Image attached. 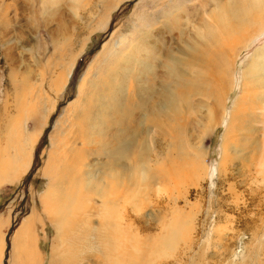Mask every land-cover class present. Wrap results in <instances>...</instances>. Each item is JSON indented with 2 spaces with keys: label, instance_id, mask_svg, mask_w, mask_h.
Here are the masks:
<instances>
[{
  "label": "rangeland",
  "instance_id": "rangeland-1",
  "mask_svg": "<svg viewBox=\"0 0 264 264\" xmlns=\"http://www.w3.org/2000/svg\"><path fill=\"white\" fill-rule=\"evenodd\" d=\"M114 1L0 0V166L10 161L5 171L22 164L15 178L0 183L4 264L18 246L17 227L33 218V264H61L71 248L69 264H264V73H254L264 70V56L246 73L264 47V32L251 21L253 13L248 28L241 31L237 22L231 42L241 39L244 46L219 66L214 53L218 44L227 52L229 42L209 14L221 4ZM143 39L157 44L163 75L170 54L180 60L179 75L195 84L178 109L162 101L166 137L145 106L128 117L142 120L114 155V136L122 128L109 125L115 102L103 91L115 87L124 110L137 103L129 73L140 67L122 72V84L113 69L120 70L118 58ZM145 74L156 82L154 72ZM81 82L84 88L92 84L94 96L85 91L78 97ZM89 97L104 100L106 113L84 124L79 111ZM50 154L60 167L49 196L53 216L42 204Z\"/></svg>",
  "mask_w": 264,
  "mask_h": 264
},
{
  "label": "bare ground",
  "instance_id": "bare-ground-1",
  "mask_svg": "<svg viewBox=\"0 0 264 264\" xmlns=\"http://www.w3.org/2000/svg\"><path fill=\"white\" fill-rule=\"evenodd\" d=\"M114 2H117L116 0ZM119 2V1H118ZM121 2V1H120ZM119 2V3H120ZM221 4V8L218 12L215 13H210L209 16L210 18H212V20L215 22V24L219 25V30L222 33V30L224 29V33L222 36L226 37L228 48L229 50L226 52V50L221 49V47H219L218 44V48L216 49L214 55L217 57L218 59V63L219 66H221L220 64L223 63V65L225 63H227L228 58H233L234 54L236 53L237 50H240L244 45H242L241 39L239 40H234L231 42L232 39V35L235 32L234 31V26H237L239 23V27L241 28V31L243 29V27H249L252 25V22L255 24H258V28H260L259 31L264 32L262 30H264V0H206V8L209 6H213V4ZM109 5V4H108ZM108 7V6H107ZM110 7V6H109ZM106 8V7H105ZM178 12H176L177 15ZM251 13H253V20H249V17L251 16ZM177 17V16H176ZM175 17V18H176ZM252 19V18H250ZM238 22V23H237ZM237 23V24H236ZM254 30V29H253ZM261 33H257V34H261ZM144 34V33H143ZM150 38L147 34H144L145 39H147V37ZM252 36V35H251ZM250 36V38H251ZM210 38V40L218 42L217 41V37L214 36H207ZM255 37V36H254ZM254 37H252L251 39H253ZM257 37V36H256ZM145 39L142 40L141 43H138L137 45H133L134 48L127 54V56L122 57V59L120 60L118 58V62L121 63V69L118 70L113 69V74L116 73V77L114 76L113 78H119L118 84H122L123 80L125 79V77L121 76L122 72H128L132 69L133 67L139 66L140 70L136 73L130 74L129 75L131 77V83L133 86V91H132V97L135 96L136 98H138V101L136 104H134V102H132V106L129 105V107L127 109H123L122 105H120V108L118 106V104H116V98H115V94H117L116 92H113V90L115 89V87H113L112 85H109L107 87V89L103 92H105L104 94L108 95L109 98L111 97V101L112 103L115 102L114 106L112 109H109L110 113H111V121L109 122V125H113L114 123L119 124V127L121 126L122 131H119L118 133L115 134L114 136V140L116 141L115 144V148L113 150V154L115 155L119 150L123 151V149L127 146L129 140L131 139V126L136 124V121L140 123V121L142 120H136L133 118L132 121L128 122V117L132 116L134 114V112L137 113L138 110L140 109H144L145 106H149V117L151 119V122H153L161 131L160 136L162 137H166V132L168 131L166 128H164V124L161 123L159 121V117L161 116L162 113V108H161V103L162 101H166L168 104H170L171 106H174L175 109H178V103L179 101H183L185 94L189 91V87L192 88V86L195 84V81H190V79L184 78L182 76L179 75L178 69H179V63L180 60L178 58L173 57L170 54H167L165 56V65H164V75L162 74V72H160L157 69V66L160 62V58L158 57L157 53V44L153 43L150 44V41L148 39V41H145ZM205 40H206V33H205ZM225 40V39H224ZM225 40V41H226ZM124 41V40H122ZM141 41V40H140ZM139 41V42H140ZM224 41V42H225ZM156 42V41H154ZM220 42V41H219ZM248 42V41H247ZM121 43V42H120ZM221 43V42H220ZM249 43V42H248ZM119 44V43H118ZM118 44L116 45V47H118ZM138 47V48H137ZM116 49V48H115ZM119 49V48H118ZM117 49V50H118ZM129 49V48H128ZM131 49V48H130ZM159 49V48H158ZM233 50V51H232ZM235 51V52H234ZM77 55V54H76ZM107 55V54H106ZM264 56V47L261 49H258L255 52V55L253 56L254 59L251 62V66L246 70V73H248L249 71L252 70V68H254V66L256 65L257 62L261 61L262 58ZM107 57V56H106ZM110 58H113L112 56ZM121 58V57H120ZM108 59V58H107ZM105 62V61H104ZM164 62V61H163ZM225 62V63H224ZM59 63V62H58ZM108 63V62H107ZM119 65V64H118ZM162 65V64H161ZM123 66V67H122ZM125 66V67H124ZM138 67V69H139ZM260 67H262L264 69V62L260 64ZM154 69V70H152ZM158 70V71H157ZM146 71H152L155 73V76H157V80L156 82L154 81L153 78H149L145 72ZM259 71L261 73H264V70H256L254 73L256 76H258ZM70 74H68L67 76L69 77ZM128 75V76H129ZM143 75L145 76L146 82H148V84H144L145 83V79H143ZM141 76V77H140ZM152 76V75H151ZM112 78V79H113ZM57 81V80H56ZM92 81V79L90 80ZM94 82V81H93ZM87 83V82H86ZM147 85V86H146ZM94 86V84H93ZM92 84L88 83L87 87L84 88L83 86V82H81V85L78 87V97L82 98L83 94H85V91H88L89 94H91V96H94V93H91L92 90L91 89ZM159 87V88H158ZM93 88V87H92ZM100 90V86L98 87ZM158 88V90L156 89ZM222 88V87H221ZM220 88V90H221ZM99 90V91H100ZM102 92V91H100ZM145 92V94L143 93ZM111 93V95H110ZM103 94V95H104ZM88 96V95H87ZM86 96V97H87ZM100 98V97H98ZM141 98V99H140ZM152 98H154L153 101ZM180 99V100H175V99ZM85 100V99H83ZM88 100V105L82 109H80L79 112L82 113L83 119L82 122L84 124H87V122H90V118H92V115L95 117L96 119L100 118L99 114H105V108L106 106L103 104L105 101L102 100L103 102L98 103L96 102V100H92L90 97ZM120 101V100H119ZM136 101V100H135ZM240 101V100H239ZM239 101L237 102V104L235 103L234 107L232 106V110H231V115H230V120H229V126L231 127V120L233 119L234 115L236 112V108H238L239 106ZM242 101V100H241ZM236 102V101H235ZM243 102V101H242ZM96 106H95V104ZM119 103V102H118ZM166 103V104H167ZM120 104V103H119ZM76 105V104H75ZM128 106V105H127ZM122 107V108H121ZM144 107V108H143ZM245 107V106H244ZM74 109V108H73ZM241 109V106L240 108ZM93 110L96 112L93 113ZM239 113V112H238ZM245 114V112H243ZM241 113V116L242 114ZM80 114V113H79ZM107 115V114H106ZM109 115V114H108ZM105 116V115H104ZM103 118V117H102ZM114 119V120H113ZM240 119V118H239ZM106 120V118H105ZM237 120V119H236ZM149 121V120H148ZM81 122V123H82ZM101 121H99L100 123ZM128 122V123H127ZM235 122V120H234ZM82 123V124H83ZM95 124V123H93ZM92 124V125H93ZM96 125V124H95ZM98 125V124H97ZM115 125V124H114ZM229 126H227L229 128ZM236 126V125H235ZM82 127V126H81ZM83 128V127H82ZM228 128L225 132V134L223 135L224 140L227 138L228 134ZM81 129V128H80ZM231 129V128H230ZM232 130V129H231ZM230 130V131H231ZM82 131V130H81ZM85 132V130H84ZM164 135V136H163ZM224 142V141H223ZM226 143V142H225ZM224 143V145L222 146H226V144ZM126 145V146H125ZM125 146V147H123ZM123 147V148H122ZM178 149V148H177ZM181 150V149H180ZM226 150V149H225ZM120 151V152H121ZM227 151V150H226ZM226 153V152H225ZM55 154V153H54ZM222 160V159H221ZM54 158H53V154H50V159H48L47 163H46V168L44 169L43 173L45 174V176L48 178V190L46 193V196L42 199V204L44 205V211L49 214V216H53V210L55 209V204L54 201L51 202L49 198V196L52 194L53 192V187H55L56 181L59 182V180H57L59 177L58 175L60 174V167L58 165H55V163L53 162ZM223 161H226V158L224 160H222L221 163H223ZM62 162V161H61ZM10 161H6L3 166H0V183H4L5 180H9V179H13L15 178V176L21 171V166L22 164L17 163L15 168L14 167H10L8 170L2 171V167H4L5 165L9 164ZM222 165V164H221ZM225 165V164H224ZM219 166V165H218ZM224 167V166H223ZM222 167V169H223ZM219 168V167H218ZM218 170V169H217ZM58 177V178H57ZM61 178V177H60ZM117 179V178H116ZM57 209V208H56ZM56 213V212H55ZM59 216V215H58ZM54 219V220H53ZM57 219V218H56ZM52 222H55V218L52 217ZM116 226V225H115ZM118 227V226H117ZM116 227V228H117ZM25 229H23L24 231L26 230V228H28V224L26 226H24ZM104 230V228L102 229ZM110 230V229H109ZM108 230V231H109ZM23 231V232H24ZM106 231V230H105ZM22 232V233H23ZM110 232V231H109ZM17 231V236L15 238V244H18V246H23L24 249V254L25 257L24 259L27 262L31 263V260L34 259V257H32V254L34 256V252L31 254L28 250H26L27 248L25 247V239H26V234L27 231H25L23 234ZM106 233V232H105ZM111 233V232H110ZM112 233H114L112 231ZM119 233V232H118ZM22 234V235H21ZM102 234V233H101ZM104 234V233H103ZM99 235V234H98ZM107 235V234H106ZM114 235L110 236L111 238H113ZM104 236H102L103 238ZM133 237V236H132ZM97 238H99L97 236ZM96 238V239H97ZM105 238V237H104ZM101 239V238H100ZM115 239H118L115 237ZM133 239V238H132ZM135 239V238H134ZM110 240V239H109ZM114 240V239H113ZM120 240V239H118ZM146 240V239H145ZM165 240V239H164ZM100 241V240H99ZM115 241V240H114ZM113 241V242H114ZM124 241V239H123ZM147 241V240H146ZM158 241V239H157ZM163 241V240H162ZM81 242V241H80ZM105 242V241H104ZM111 242V241H109ZM108 242V243H109ZM119 242V241H118ZM130 242V241H129ZM134 242V241H133ZM150 242V241H149ZM148 242V243H149ZM161 242V241H160ZM88 243V242H87ZM95 243V240H94ZM103 243V242H102ZM107 243V244H108ZM115 243V242H114ZM120 243V242H119ZM127 243V242H126ZM125 243V244H126ZM135 243V242H134ZM142 243V242H141ZM116 244V243H115ZM118 244V243H117ZM122 244V243H121ZM136 244V243H135ZM165 244V243H164ZM90 245V244H89ZM88 245V246H89ZM93 245V244H92ZM99 245V244H98ZM120 245V244H119ZM123 245V244H122ZM128 245V244H127ZM147 245V242H146ZM86 246V245H85ZM87 246V247H88ZM100 246V245H99ZM98 246V248H99ZM109 246V245H107ZM118 246V245H117ZM129 246V245H128ZM133 246V244H132ZM131 246V247H132ZM135 246V245H134ZM149 246V245H148ZM161 246V245H160ZM18 247V248H20ZM74 247V246H73ZM101 247V246H100ZM104 247V246H103ZM121 247V246H120ZM145 247V246H144ZM71 248V247H70ZM82 248V247H80ZM106 248V247H105ZM113 248V247H112ZM142 248V247H140ZM146 248V247H145ZM150 248V247H149ZM72 249V248H71ZM68 249L66 251H64L65 256H69L70 254H72L75 250H71ZM91 249V248H90ZM102 249V248H101ZM104 249V248H103ZM109 249V248H108ZM118 251V248H116ZM131 248H129L130 250ZM135 249V248H134ZM80 250V249H79ZM107 250V249H106ZM127 250V249H126ZM150 250V249H149ZM153 250V249H152ZM98 252V251H97ZM109 252V251H108ZM115 252V251H114ZM112 252V253H114ZM124 252V251H122ZM30 253V254H28ZM94 253V252H93ZM101 253V251H100ZM127 254V253H126ZM149 254V253H148ZM109 255V254H108ZM121 255V254H119ZM63 256L62 257V263L61 264H69V261L67 260V258ZM130 256V255H129ZM109 257V256H108ZM113 257V256H112ZM147 257V256H146ZM116 258V256L114 257ZM118 259V258H117ZM101 260V259H99ZM104 260V259H103ZM109 260V259H108ZM122 260L123 262H125L124 260H126V258L124 259V257L122 256ZM129 260V259H128ZM110 261V260H109ZM29 263V264H30ZM131 263V262H130ZM28 264V263H27ZM32 264V263H31ZM72 264V263H70ZM96 264H101V262H97ZM107 264V263H105Z\"/></svg>",
  "mask_w": 264,
  "mask_h": 264
},
{
  "label": "crops",
  "instance_id": "crops-1",
  "mask_svg": "<svg viewBox=\"0 0 264 264\" xmlns=\"http://www.w3.org/2000/svg\"><path fill=\"white\" fill-rule=\"evenodd\" d=\"M26 221V220H25ZM25 221H23L18 227H17V229H16V231L14 232V236L13 237H15L17 234V231L19 232V234L20 233H22L24 230L23 229H25L24 228V226L27 224ZM24 223H26V224H24ZM33 224H34V218H33V220H31V221H29V223H28V228H26V230L25 231H27V234H26V237H27V239H28V241H27V244H28V242H30V241H32V246H33V248H30V250L28 249V247H27V244H26V247H27V249L26 250H29L30 252L31 251H33L35 254V257H34V259H32L31 260V263L33 264L36 260H37V252H36V249L34 248V241H33V239H34V233H33V229H32V226H33ZM24 231V232H25ZM23 232V233H24ZM22 233V234H23ZM21 234V235H22ZM12 245H13V243H12ZM23 246L24 245H22L21 247L20 246H12L13 247V255L14 256H12V261H10L8 264H29L30 262H27L25 259H24V256H25V254H24V250L23 249H25V248H23ZM18 247H20V248H18ZM17 256H20L21 257V260H20V262H17L16 260H17ZM3 258H4V256H2V254H1V256H0V264H4V260H3ZM30 263V264H31Z\"/></svg>",
  "mask_w": 264,
  "mask_h": 264
}]
</instances>
